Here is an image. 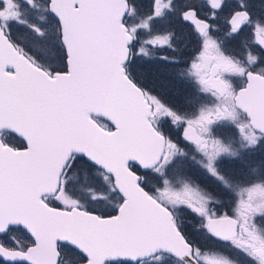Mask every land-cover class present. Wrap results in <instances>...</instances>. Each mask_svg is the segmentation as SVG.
Segmentation results:
<instances>
[{"label": "snow or ice", "instance_id": "6c2138e0", "mask_svg": "<svg viewBox=\"0 0 264 264\" xmlns=\"http://www.w3.org/2000/svg\"><path fill=\"white\" fill-rule=\"evenodd\" d=\"M0 264H264V0H0Z\"/></svg>", "mask_w": 264, "mask_h": 264}, {"label": "rangeland", "instance_id": "374dc122", "mask_svg": "<svg viewBox=\"0 0 264 264\" xmlns=\"http://www.w3.org/2000/svg\"><path fill=\"white\" fill-rule=\"evenodd\" d=\"M222 210L226 211L227 209H222Z\"/></svg>", "mask_w": 264, "mask_h": 264}]
</instances>
